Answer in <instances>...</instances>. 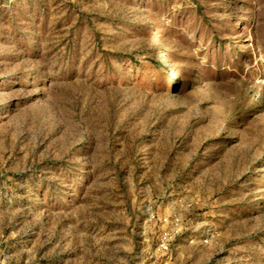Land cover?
<instances>
[{
  "label": "rangeland",
  "instance_id": "rangeland-1",
  "mask_svg": "<svg viewBox=\"0 0 264 264\" xmlns=\"http://www.w3.org/2000/svg\"><path fill=\"white\" fill-rule=\"evenodd\" d=\"M0 264H264V0H0Z\"/></svg>",
  "mask_w": 264,
  "mask_h": 264
},
{
  "label": "built area",
  "instance_id": "built-area-1",
  "mask_svg": "<svg viewBox=\"0 0 264 264\" xmlns=\"http://www.w3.org/2000/svg\"><path fill=\"white\" fill-rule=\"evenodd\" d=\"M168 244H165L163 242L160 243V245H158V250L159 251H167L168 249Z\"/></svg>",
  "mask_w": 264,
  "mask_h": 264
}]
</instances>
